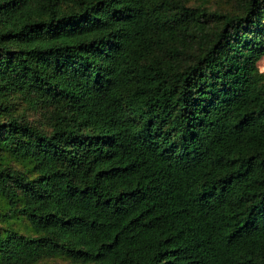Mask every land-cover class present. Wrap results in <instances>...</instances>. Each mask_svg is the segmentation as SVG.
<instances>
[{"label":"trees","instance_id":"obj_1","mask_svg":"<svg viewBox=\"0 0 264 264\" xmlns=\"http://www.w3.org/2000/svg\"><path fill=\"white\" fill-rule=\"evenodd\" d=\"M210 2L0 0V264H264V0Z\"/></svg>","mask_w":264,"mask_h":264},{"label":"rangeland","instance_id":"obj_2","mask_svg":"<svg viewBox=\"0 0 264 264\" xmlns=\"http://www.w3.org/2000/svg\"><path fill=\"white\" fill-rule=\"evenodd\" d=\"M220 0H211L210 5L212 6H219ZM226 3L223 1L221 2V6H225ZM258 69L260 73H264V57L258 63ZM30 119L34 122H41V118H39L36 114H31ZM41 264H71L70 262L63 260V259H52Z\"/></svg>","mask_w":264,"mask_h":264}]
</instances>
